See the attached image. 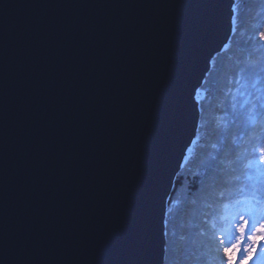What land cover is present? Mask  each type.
Instances as JSON below:
<instances>
[{
    "label": "water",
    "instance_id": "1",
    "mask_svg": "<svg viewBox=\"0 0 264 264\" xmlns=\"http://www.w3.org/2000/svg\"><path fill=\"white\" fill-rule=\"evenodd\" d=\"M233 3L0 0V264H163Z\"/></svg>",
    "mask_w": 264,
    "mask_h": 264
},
{
    "label": "trees",
    "instance_id": "2",
    "mask_svg": "<svg viewBox=\"0 0 264 264\" xmlns=\"http://www.w3.org/2000/svg\"><path fill=\"white\" fill-rule=\"evenodd\" d=\"M231 24L226 47L211 59L199 87L203 111L185 154L188 161L180 166L166 201L165 213L169 207L172 211L165 214L163 264H222V248L218 257L213 233L218 237L226 227L221 219L225 205L231 215L234 202L246 201L248 217L264 221V176L256 177L246 167L254 159L248 153L256 138H264V119L258 116L250 125L252 106L264 105V41L258 36L264 32V0H234ZM257 189L261 195L255 200L246 195Z\"/></svg>",
    "mask_w": 264,
    "mask_h": 264
},
{
    "label": "snow or ice",
    "instance_id": "3",
    "mask_svg": "<svg viewBox=\"0 0 264 264\" xmlns=\"http://www.w3.org/2000/svg\"><path fill=\"white\" fill-rule=\"evenodd\" d=\"M258 36H259V39L261 41H264V32H260L258 34ZM225 47H226V45H225ZM261 71L264 72V68H262ZM236 82L239 83V79H237ZM195 95H196L197 98H199V95H200L199 89L196 90ZM233 107H235V105H233ZM252 111L255 113L254 116L250 117V119L252 120L253 123L256 122V117H258V116L261 117L262 119H264V105H260V106L253 105L252 106ZM256 140H257V143L252 146L251 152L248 153V155L253 157L254 159L250 160L248 162V164L246 165V167L250 171L255 172L256 177H261V176H264V138L257 137ZM193 143H195V141H193ZM212 147L216 148V145H212ZM186 151L190 152L191 149L188 148ZM213 159H215V157H213ZM182 160H183V163H181V165H180L181 167H183L184 164L187 163L188 156L184 155ZM220 163L223 164L224 161H220ZM248 179H250V180L253 179V176L250 175L248 177ZM202 184H203V181H201V185ZM223 195H224V193L221 192L220 196L223 197ZM246 195H250L251 198L253 200H255L258 196L261 195V192H260L259 189H257L256 191H253L252 193H249V194H246ZM243 202H246V201H238L237 205L233 206V208H232V215L229 216V217H221V219H227V220L235 219V217L237 215H239V211H240L238 205L240 203H243ZM224 208H225V211H228V205H225ZM171 211H172V208L169 207L165 214L167 215ZM240 219L243 222L239 226V231L241 233L240 239H243V233L245 232L249 222L243 216H240ZM164 223L167 224L168 221L165 220ZM211 226H212V229L215 230L216 229V222L213 221ZM257 231L258 232H264V221L260 222L259 227L257 228ZM167 234H168L167 232L164 233V235H167ZM213 239H218V241H219V243L217 245V256L218 257L220 256V249L222 248V252H223V257L221 258L222 259V264H237L236 254L238 252H240V242H239V240H237L236 243H233V244H231L229 246H225V244H224L225 237L223 235L220 236V237H216L215 234L213 233ZM249 239H253L255 241L256 237L255 236L249 237ZM260 239H264V236H261ZM248 252H249V255L246 256L243 260H240L239 264H246L247 260L250 259V257H251V247L248 249Z\"/></svg>",
    "mask_w": 264,
    "mask_h": 264
},
{
    "label": "rangeland",
    "instance_id": "4",
    "mask_svg": "<svg viewBox=\"0 0 264 264\" xmlns=\"http://www.w3.org/2000/svg\"><path fill=\"white\" fill-rule=\"evenodd\" d=\"M232 12H233V6H232ZM225 46V45H224ZM222 52V51H221ZM219 54V53H218ZM210 69H211V66H210ZM209 69V70H210ZM209 72V71H208ZM204 80V79H203ZM203 85V83L201 84V86ZM201 88H199V92H200V95H199V98H197L196 97V95H195V98H196V100H197V105H198V112L200 113L201 112V110L203 111V109H202V105H201V94H203V91H201L200 90ZM200 110V111H199ZM199 119H200V114H199ZM199 119H198V121H199ZM197 127H198V124H197ZM191 144V143H190ZM190 146V145H189ZM235 205H237V202H236V204ZM234 205V206H235ZM166 210V209H165ZM231 210V209H230ZM229 211V210H228ZM229 216H231L227 211H225V209L223 208V209H221V217H229ZM226 221H227V223H224V225H223V227L224 226H226L225 228H222V230L220 231V233H218V237H220V236H224L225 237V239H224V244H225V246H229V245H231V244H233V243H236L237 242V240H239V242H240V252H238L237 254H236V258H237V264H239V261L240 260H243L244 259V257H243V253L246 255L247 254V256L249 255V252H248V249L251 247V243H252V241L254 242V240L253 239H251V241H250V239H249V237H253V236H259V232L257 231V228H254L253 227V230L254 231H252L253 233H249V234H247L248 232H250L248 229V226H247V228H246V230H245V232L243 233V239H240V237H241V233L239 234V236H237L236 238H235V236L237 235L236 234V232L238 231V229H239V225H238V218H235V219H231V220H227L226 219ZM241 223H243L242 221L240 222V224ZM249 224H251V223H248V225ZM238 225V226H237ZM258 225V224H257ZM164 227H165V223H164ZM165 231V230H164ZM227 233V234H226ZM255 234V235H254ZM258 238H256V240H257ZM255 240V241H256ZM259 240V239H258ZM262 239H260L259 241H261ZM258 241V242H259ZM261 250H263V249H260V251ZM255 251H253L252 249H251V257H250V259L249 260H247V262H246V264H256V262H255V260L254 259H260V255L259 254H257V253H254ZM164 257H165V249H164ZM163 263H164V261H163Z\"/></svg>",
    "mask_w": 264,
    "mask_h": 264
},
{
    "label": "bare ground",
    "instance_id": "5",
    "mask_svg": "<svg viewBox=\"0 0 264 264\" xmlns=\"http://www.w3.org/2000/svg\"><path fill=\"white\" fill-rule=\"evenodd\" d=\"M210 65H211V61H210Z\"/></svg>",
    "mask_w": 264,
    "mask_h": 264
}]
</instances>
